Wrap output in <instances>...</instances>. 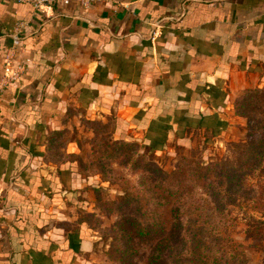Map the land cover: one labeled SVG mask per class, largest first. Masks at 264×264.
<instances>
[{
	"label": "crops",
	"instance_id": "1",
	"mask_svg": "<svg viewBox=\"0 0 264 264\" xmlns=\"http://www.w3.org/2000/svg\"><path fill=\"white\" fill-rule=\"evenodd\" d=\"M21 22L32 64L2 101L0 264H79L95 247L68 216L90 206L72 160L79 147L50 155L52 132L74 111L113 117L118 139L162 152L197 132L227 135L235 99L264 90V0H102L88 10L0 0V76Z\"/></svg>",
	"mask_w": 264,
	"mask_h": 264
},
{
	"label": "rangeland",
	"instance_id": "2",
	"mask_svg": "<svg viewBox=\"0 0 264 264\" xmlns=\"http://www.w3.org/2000/svg\"><path fill=\"white\" fill-rule=\"evenodd\" d=\"M252 90L238 108L236 102L244 92L235 99L232 129L227 135L214 139L197 132L190 144H173L162 152H154L135 140L118 139L113 117L93 120L74 111L66 119L67 128L52 132L50 155L55 160H63L69 143H76L80 150L72 160L78 162L84 184L80 199L87 200L90 206L68 211V216L74 230L87 225L96 243L79 264H154L158 239L138 238L135 234L127 239L120 229L122 216L139 220L145 209H150L148 214L158 210L157 217L174 224L172 205L167 208L155 202L150 191L141 196L128 193L132 188H148L140 184L143 170L136 160L141 156L167 173L179 171L183 158L189 159L193 167L210 166L212 174L207 186L197 190L191 200L193 207L204 212L206 225L209 222L215 227L201 241L203 252L221 264H264V149L252 155H256L255 160L262 158L261 164L252 161V168L260 165L258 169L244 171L234 181L219 176L227 166L239 164L244 147L264 141V90ZM77 146L72 145L71 150L78 152ZM185 223L188 225L189 220ZM129 225L124 222L123 228ZM190 232L186 234L187 247L193 238ZM128 246L135 252L123 257ZM187 259L173 254L169 264H192Z\"/></svg>",
	"mask_w": 264,
	"mask_h": 264
},
{
	"label": "trees",
	"instance_id": "3",
	"mask_svg": "<svg viewBox=\"0 0 264 264\" xmlns=\"http://www.w3.org/2000/svg\"><path fill=\"white\" fill-rule=\"evenodd\" d=\"M259 91V89H258ZM252 89L244 91L243 96L236 102L238 105L245 100L248 94L252 93ZM116 134V129L114 131ZM264 149V141L252 143L241 150V160L236 167L227 166L219 176L227 178L231 181L239 180V175L245 171L253 172L252 161L253 153L258 154ZM255 160L258 164L262 163L261 157ZM138 168L143 170V176L140 184L146 185L147 189L138 191L132 188L128 192L130 195H143V193L152 192L153 200L160 203L162 206L169 208L172 205V218L174 219L173 226L162 221L157 217L155 212L148 214L150 209H145V212L140 215L139 220L133 216H122L123 223H120V229L125 238L129 239L132 234L138 238H157V248L153 254L154 264H169V259L173 254L183 255L192 264H221L215 258L206 255L202 250V240L206 238L205 233H211L215 227L211 223L204 222L203 211L200 207H193L191 200L197 190L207 186V181L210 179L212 169L210 166H202L196 164L195 167L190 166L189 159L183 158L179 171L167 173L158 168L157 165L146 161V156H141L137 160ZM160 208V207H159ZM158 208V209H159ZM186 219L189 220V226L186 225ZM124 222L129 223L128 228L124 229ZM192 234L193 238L188 245L187 232ZM183 246V249H182ZM134 249L128 246L123 251V257L133 253ZM135 252V251H134Z\"/></svg>",
	"mask_w": 264,
	"mask_h": 264
},
{
	"label": "built area",
	"instance_id": "4",
	"mask_svg": "<svg viewBox=\"0 0 264 264\" xmlns=\"http://www.w3.org/2000/svg\"><path fill=\"white\" fill-rule=\"evenodd\" d=\"M19 4H28L35 9H41L45 6L59 7V8H72L77 7L79 9L88 10L92 8L97 2L102 0H14ZM28 23H18L13 32L12 40L13 44L6 50L5 63L3 66V72L0 76V121L2 101L6 90L17 83L22 82L26 72L32 64V59L26 55V51L23 46V41L27 34ZM24 54V58L18 61L19 56ZM1 124V122H0Z\"/></svg>",
	"mask_w": 264,
	"mask_h": 264
}]
</instances>
